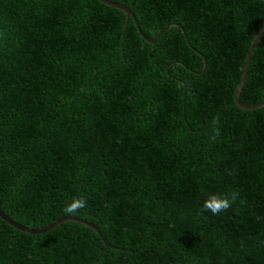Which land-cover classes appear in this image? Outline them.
Wrapping results in <instances>:
<instances>
[{"label": "trees", "instance_id": "16d2710c", "mask_svg": "<svg viewBox=\"0 0 264 264\" xmlns=\"http://www.w3.org/2000/svg\"><path fill=\"white\" fill-rule=\"evenodd\" d=\"M110 1L146 38L99 0H0L1 210L108 242L0 219V264H264V106L235 101L264 1ZM240 99L264 102V36Z\"/></svg>", "mask_w": 264, "mask_h": 264}, {"label": "water", "instance_id": "95a60500", "mask_svg": "<svg viewBox=\"0 0 264 264\" xmlns=\"http://www.w3.org/2000/svg\"><path fill=\"white\" fill-rule=\"evenodd\" d=\"M100 2H102L103 4L107 5V6H110V7H113L115 9H120L122 10L123 12L126 13L127 15V20L129 19H133L134 23L136 24L140 34L142 36H144L146 38V36L144 35L143 31L141 30L140 28V25L137 21V18H136V15L133 13V11L127 7L126 5H123V4H120V3H116V2H113V1H110V0H99ZM264 1V0H263ZM174 26H180L178 24H175ZM168 30V29H167ZM166 30V31H167ZM264 36V27L263 29L259 32V34L256 36L255 40L252 42L250 48H249V51H248V54H247V57H246V62H245V67H244V72H243V75H242V78H241V83L239 84L238 88H237V91L235 92V101H236V104L240 107V108H243V109H246V110H253V109H257V108H260V107H263L264 106V102L262 103H258V104H255V105H247V104H244L241 99H240V94L242 92V89L244 87V84L246 82V79H247V76H248V72H249V65H250V62H251V57H252V54L256 48V46L258 45V43L260 42L261 38ZM195 50V49H194ZM196 51V50H195ZM0 219L3 220L5 223H7L8 225H10L11 227H13L14 229L18 230V231H21L23 233H26V234H30V235H37V234H44L54 228H56L57 226L61 225L62 223H65V222H68V221H76V222H80L90 228H92L94 231H96L100 237L102 238V241L108 245V242L103 238L102 234H101V230L100 228H97L96 226H94L92 223H89L85 220H80V219H75V218H71V217H68V218H63L61 220H59L56 224L48 227V228H45L43 230H34V229H28L22 225H20L19 223L13 221L11 218H9L2 210H1V202H0Z\"/></svg>", "mask_w": 264, "mask_h": 264}, {"label": "clouds", "instance_id": "9594fccd", "mask_svg": "<svg viewBox=\"0 0 264 264\" xmlns=\"http://www.w3.org/2000/svg\"><path fill=\"white\" fill-rule=\"evenodd\" d=\"M213 123H216V121H213ZM238 196V192H230L225 196L210 194L202 204V211H209L213 215H219L220 213L227 211L232 204L237 201ZM85 206L86 199L80 197L67 204L64 208V212L72 214Z\"/></svg>", "mask_w": 264, "mask_h": 264}, {"label": "flooded vegetation", "instance_id": "af4514ba", "mask_svg": "<svg viewBox=\"0 0 264 264\" xmlns=\"http://www.w3.org/2000/svg\"><path fill=\"white\" fill-rule=\"evenodd\" d=\"M151 42H153V41H151Z\"/></svg>", "mask_w": 264, "mask_h": 264}]
</instances>
